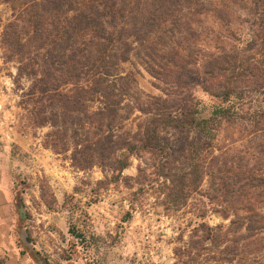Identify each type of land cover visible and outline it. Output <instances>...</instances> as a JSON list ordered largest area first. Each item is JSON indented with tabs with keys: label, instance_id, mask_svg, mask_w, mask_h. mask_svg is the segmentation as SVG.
<instances>
[{
	"label": "rangeland",
	"instance_id": "374dc122",
	"mask_svg": "<svg viewBox=\"0 0 264 264\" xmlns=\"http://www.w3.org/2000/svg\"><path fill=\"white\" fill-rule=\"evenodd\" d=\"M28 1L0 0V207L20 253L34 264H264V0H199L159 25L149 37L157 75L133 45L119 68L133 78L121 131L157 119L156 100L178 122L228 112L211 135L161 128L165 154L123 151L121 172L78 167L74 144L58 154L45 143L52 128L29 111L30 79L1 42ZM91 127L79 137H95Z\"/></svg>",
	"mask_w": 264,
	"mask_h": 264
},
{
	"label": "trees",
	"instance_id": "16d2710c",
	"mask_svg": "<svg viewBox=\"0 0 264 264\" xmlns=\"http://www.w3.org/2000/svg\"><path fill=\"white\" fill-rule=\"evenodd\" d=\"M197 3L200 1L30 0L13 8L14 18L4 28L1 42L18 59V72L30 79L22 94L24 102L33 104L29 111L34 108L38 121L52 128L45 143L58 154L67 151L66 144H74L70 160L78 167L90 166L96 160L111 171L121 172L127 167L123 151L165 154L161 128L191 125L211 135L215 130L213 117L228 109H216L211 117L198 121L186 114L178 122L175 111L164 106L165 100H156L150 105L157 119L133 133L121 131L120 125L125 119L123 96L129 94L128 86L127 90L122 86L133 80L130 73L120 75V64L128 61L136 44L146 67L159 74L154 69L158 64L149 37L158 33L159 25L176 20ZM260 21L264 27V16ZM92 103L97 104L93 110ZM144 106L138 111L151 114ZM87 123L98 132H93L92 139L79 137L84 136ZM86 134L92 133L86 130ZM68 232L80 236L74 230Z\"/></svg>",
	"mask_w": 264,
	"mask_h": 264
},
{
	"label": "crops",
	"instance_id": "0c3cea01",
	"mask_svg": "<svg viewBox=\"0 0 264 264\" xmlns=\"http://www.w3.org/2000/svg\"><path fill=\"white\" fill-rule=\"evenodd\" d=\"M3 212L5 210L0 207V264H34L30 258L21 254L14 244L8 230L10 224L5 222Z\"/></svg>",
	"mask_w": 264,
	"mask_h": 264
}]
</instances>
